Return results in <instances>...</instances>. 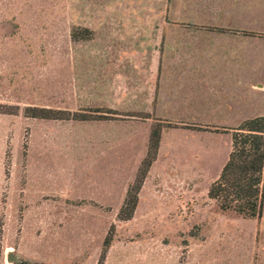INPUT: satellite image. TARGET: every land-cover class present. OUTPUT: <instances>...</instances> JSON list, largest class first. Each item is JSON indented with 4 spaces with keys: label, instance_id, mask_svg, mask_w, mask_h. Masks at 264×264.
<instances>
[{
    "label": "rangeland",
    "instance_id": "rangeland-1",
    "mask_svg": "<svg viewBox=\"0 0 264 264\" xmlns=\"http://www.w3.org/2000/svg\"><path fill=\"white\" fill-rule=\"evenodd\" d=\"M170 1L0 0V264H264V208L249 219L207 195L231 125L264 113V62L259 97L247 84L239 110L209 106L204 76L150 48ZM158 96L207 114L159 116L172 111ZM156 125L155 159L121 220Z\"/></svg>",
    "mask_w": 264,
    "mask_h": 264
},
{
    "label": "crops",
    "instance_id": "crops-1",
    "mask_svg": "<svg viewBox=\"0 0 264 264\" xmlns=\"http://www.w3.org/2000/svg\"><path fill=\"white\" fill-rule=\"evenodd\" d=\"M264 0H171L167 13L157 16L156 40L152 51L162 57L173 54L174 69L188 70L204 76L211 85V107L232 114L245 101V86L258 97L263 85L254 78L264 62V27L261 23ZM264 10V9H263ZM147 47V46H146ZM167 68V62H166ZM249 79V80H248ZM161 83V82H160ZM159 92V89H158ZM260 103V99H258ZM177 104H162L172 112L159 116H206L192 108L194 103L184 98ZM173 108V109H171ZM255 113L251 117L261 116ZM243 120L232 124L237 126Z\"/></svg>",
    "mask_w": 264,
    "mask_h": 264
},
{
    "label": "trees",
    "instance_id": "trees-1",
    "mask_svg": "<svg viewBox=\"0 0 264 264\" xmlns=\"http://www.w3.org/2000/svg\"><path fill=\"white\" fill-rule=\"evenodd\" d=\"M5 113H11L4 111ZM49 108L26 107L25 115L39 118H65L50 114ZM161 128L153 126L145 157L142 159L132 186L127 190L118 213L121 220L129 219L137 202L141 183L155 159ZM231 149L217 178L210 184L207 195L222 211L233 212L249 219H260L264 208V115L248 118L230 128ZM111 238L104 240L108 247ZM105 251V250H104ZM104 253L102 254L103 258ZM101 260L98 261L100 263Z\"/></svg>",
    "mask_w": 264,
    "mask_h": 264
}]
</instances>
